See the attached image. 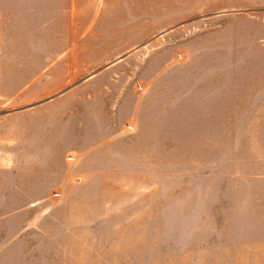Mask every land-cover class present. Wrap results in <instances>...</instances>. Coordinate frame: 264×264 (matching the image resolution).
<instances>
[{
    "label": "rangeland",
    "instance_id": "1",
    "mask_svg": "<svg viewBox=\"0 0 264 264\" xmlns=\"http://www.w3.org/2000/svg\"><path fill=\"white\" fill-rule=\"evenodd\" d=\"M100 1L0 0V264H264V0Z\"/></svg>",
    "mask_w": 264,
    "mask_h": 264
},
{
    "label": "crops",
    "instance_id": "2",
    "mask_svg": "<svg viewBox=\"0 0 264 264\" xmlns=\"http://www.w3.org/2000/svg\"><path fill=\"white\" fill-rule=\"evenodd\" d=\"M61 133H62V135H65L66 134V131L64 130V132L63 131H61ZM3 184H4V181L3 180H0ZM26 182V183H25ZM25 182H23V180L20 182V186H19V184L17 183V187H20V189L22 190L23 188H25V192H26V189H27V187H28V184H27V181H26V179H25ZM12 183V182H11ZM23 183H24V185H23ZM13 184V183H12ZM13 198L12 197H5V203L6 204H8L9 206L10 205H19L17 208V211L18 212H16L15 214H13V215H18V214H20L21 216H23L24 214H26V212H27V208H23L22 206H28V204H29V198H28V196H25L24 198H21V200H16V202L15 201H12V202H10L9 203V201L10 200H12ZM12 203H14V204H12ZM6 210V209H5ZM0 212H2V211H0ZM5 212H7V210L5 211ZM2 218H5V217H3V216H1ZM24 226V224H21L20 225V228H22ZM263 247H264V245H263ZM0 251H1V249H0Z\"/></svg>",
    "mask_w": 264,
    "mask_h": 264
},
{
    "label": "bare ground",
    "instance_id": "3",
    "mask_svg": "<svg viewBox=\"0 0 264 264\" xmlns=\"http://www.w3.org/2000/svg\"><path fill=\"white\" fill-rule=\"evenodd\" d=\"M100 3H102V0L100 1ZM120 58V57H119ZM119 58H117V59H119Z\"/></svg>",
    "mask_w": 264,
    "mask_h": 264
},
{
    "label": "built area",
    "instance_id": "4",
    "mask_svg": "<svg viewBox=\"0 0 264 264\" xmlns=\"http://www.w3.org/2000/svg\"><path fill=\"white\" fill-rule=\"evenodd\" d=\"M128 127H129V128H131V126H130V125H128Z\"/></svg>",
    "mask_w": 264,
    "mask_h": 264
},
{
    "label": "water",
    "instance_id": "5",
    "mask_svg": "<svg viewBox=\"0 0 264 264\" xmlns=\"http://www.w3.org/2000/svg\"><path fill=\"white\" fill-rule=\"evenodd\" d=\"M120 59V58H119ZM118 60V59H117Z\"/></svg>",
    "mask_w": 264,
    "mask_h": 264
}]
</instances>
